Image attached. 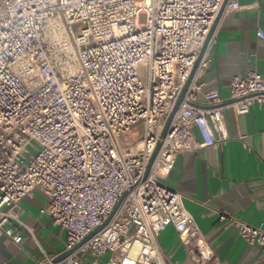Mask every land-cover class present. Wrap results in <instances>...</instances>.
I'll return each mask as SVG.
<instances>
[{"label": "built area", "instance_id": "2783aa9c", "mask_svg": "<svg viewBox=\"0 0 264 264\" xmlns=\"http://www.w3.org/2000/svg\"><path fill=\"white\" fill-rule=\"evenodd\" d=\"M224 0H0V231L17 245L35 189L41 212L66 231L65 248L111 220L58 263L108 254L106 264H167L159 234L188 237L194 217L166 184L178 155L229 139L223 108L264 110V75L230 81L231 103L199 81L228 0L165 138L161 133ZM145 14V21L140 17ZM80 24L81 28L75 29ZM257 36L264 39V31ZM203 94L206 103L198 102ZM39 145L28 159V147ZM150 174L145 171L158 143ZM247 244L264 247L263 224L219 212ZM33 234V233H32Z\"/></svg>", "mask_w": 264, "mask_h": 264}, {"label": "crops", "instance_id": "0c3cea01", "mask_svg": "<svg viewBox=\"0 0 264 264\" xmlns=\"http://www.w3.org/2000/svg\"><path fill=\"white\" fill-rule=\"evenodd\" d=\"M243 6L220 21L210 48L211 63L199 79L205 90L217 89L227 102L230 81L249 69L264 75V0H239ZM198 102L206 103L203 94ZM226 105V104H225ZM230 139L222 146L178 155L166 184L184 195V206L195 220L194 230L181 237L170 225L158 236L167 264H264V247L247 244L219 212L249 224L264 226V110L254 104L245 115L223 108ZM48 197L39 189L22 200L21 216L31 229L22 227L24 240L17 245L0 231V264H39L45 253L65 248L66 231L41 212ZM86 255L80 264H106L108 254L92 262Z\"/></svg>", "mask_w": 264, "mask_h": 264}, {"label": "water", "instance_id": "95a60500", "mask_svg": "<svg viewBox=\"0 0 264 264\" xmlns=\"http://www.w3.org/2000/svg\"><path fill=\"white\" fill-rule=\"evenodd\" d=\"M227 1H228V0H224V3H223V5H222V7H221V10H220L219 14H218V17H217V19H216V21H215V23H214V25H213V27H212V29H211L210 34L208 35V37H207V39H206V41H205V43H204V46H203V48H202V51H201V53H200V55H199V57H198V59H197L195 65H194V68H193V70H192L190 76L188 77V80H187V82L185 83V85H184V87H183V89H182V92L180 93V96H179L178 100L176 101V103H175V105H174V107H173V109H172V112L170 113V115H169V117H168V119H167V122H166V124H165V126H164V129H163L162 133H161V138H165V136L167 135V132H168V130H169V128H170V125H171V123H172V121H173V119H174V117H175V115H176V113H177V111H178V109H179V106L181 105L182 101L184 100V97H185L186 91H187L188 87L190 86V83H191V80H192V78H193V76H194V73H195V70H196V68H197V65H198V63H199V61H200V59H201V57H202V55H203V53H204L206 47H207V44H208V42H209V40H210V37L212 36V34H213V32H214V30H215V28H216V26H217V24H218V22H219V19L221 18V15H222L223 9H224V7H225ZM231 102H233V100L227 101V102H225V103H223V104L225 105V104H227V103H231ZM160 146H161V143L159 142L158 145H157V148H156V150H155V152H154V154H153V156H152V158L150 159V162H149L148 165H147V168H146V171H145L144 178H146V177L150 174V172H151V170H152V167H153V164H154L155 157H156V155H157V152H158ZM112 216H113V215H111V216L108 218V220H107L102 226L98 227L96 230H94L92 233H90L87 237H85V238H84V239H83L78 245H76L73 249L61 253V254L58 255V256H57L52 262H53V263H58V262L62 261V260H63L64 258H66L68 255H70L74 250H76L78 247H80L81 245H83L84 243H86V242H87V241H88V240H89V239H90V238H91L96 232H98V231L101 230L106 224H108V222L111 220ZM46 264H48V263H46Z\"/></svg>", "mask_w": 264, "mask_h": 264}, {"label": "rangeland", "instance_id": "374dc122", "mask_svg": "<svg viewBox=\"0 0 264 264\" xmlns=\"http://www.w3.org/2000/svg\"><path fill=\"white\" fill-rule=\"evenodd\" d=\"M140 20H141V22H144V21H145V14H142V15H141ZM79 28H81V25H80V24L75 25V29H79ZM32 144H33L34 146H31V145H30V146L28 147V150H29L30 153L26 154L27 157H28V159H30V158L32 157V154L37 153V149H38V147H39V145H38V143H37L36 141H33ZM108 256H109V255H108Z\"/></svg>", "mask_w": 264, "mask_h": 264}]
</instances>
